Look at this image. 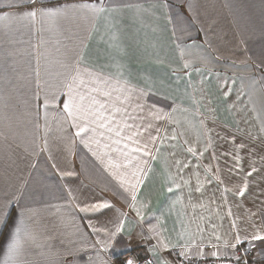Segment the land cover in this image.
<instances>
[{"label": "crops", "instance_id": "obj_1", "mask_svg": "<svg viewBox=\"0 0 264 264\" xmlns=\"http://www.w3.org/2000/svg\"><path fill=\"white\" fill-rule=\"evenodd\" d=\"M255 236L264 0H0V264H264Z\"/></svg>", "mask_w": 264, "mask_h": 264}, {"label": "built area", "instance_id": "obj_2", "mask_svg": "<svg viewBox=\"0 0 264 264\" xmlns=\"http://www.w3.org/2000/svg\"><path fill=\"white\" fill-rule=\"evenodd\" d=\"M251 254L248 252L245 246L236 245L232 257H222V258H213L207 261H199L196 259L188 260H178V264H235L237 261H241L243 264H250ZM129 261H132V264H157V262L151 257L144 256L141 257L134 251H128L125 254L121 255L116 261L115 264H128Z\"/></svg>", "mask_w": 264, "mask_h": 264}, {"label": "snow or ice", "instance_id": "obj_3", "mask_svg": "<svg viewBox=\"0 0 264 264\" xmlns=\"http://www.w3.org/2000/svg\"><path fill=\"white\" fill-rule=\"evenodd\" d=\"M40 14L41 15H44L45 13H40ZM29 15L35 16V15H37V12H30ZM187 67H188V65L185 64V68H187ZM70 91H71V88H70ZM83 99L84 98L81 96L80 97V100L82 101ZM93 103L94 104H99L101 109H103L105 107V104H101L99 101H93ZM63 110L66 112L67 116H70V117H75V116L79 115L80 112H81L80 104L77 103V102H75V98L72 97L71 95L69 97V100L64 102ZM118 110L119 109H117V111ZM85 131H86V127L85 126H80L79 127V132L77 134L84 133ZM116 134L117 135L120 134L119 130L117 131ZM146 149H147V145H145V148L144 149H137V151H145ZM249 175H250V173H249ZM185 183H187V182H185ZM176 187L179 188L180 186L179 185H176ZM168 191L171 192L172 191V188H169ZM244 191H245V189L244 188H241L239 190V193L238 194L242 196L244 194ZM92 207H94V208L95 207H106V205H93ZM254 239H264V237L255 236ZM237 243H240L239 237H237ZM233 246H235V245H233ZM128 264H132V261H129Z\"/></svg>", "mask_w": 264, "mask_h": 264}, {"label": "rangeland", "instance_id": "obj_4", "mask_svg": "<svg viewBox=\"0 0 264 264\" xmlns=\"http://www.w3.org/2000/svg\"><path fill=\"white\" fill-rule=\"evenodd\" d=\"M123 255V254H122ZM144 257V256H143Z\"/></svg>", "mask_w": 264, "mask_h": 264}]
</instances>
